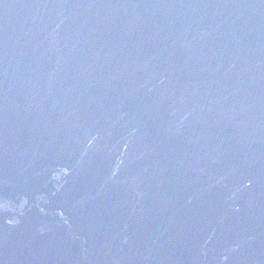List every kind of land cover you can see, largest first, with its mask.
<instances>
[{
  "label": "water",
  "instance_id": "1",
  "mask_svg": "<svg viewBox=\"0 0 264 264\" xmlns=\"http://www.w3.org/2000/svg\"><path fill=\"white\" fill-rule=\"evenodd\" d=\"M0 264H264V0H0Z\"/></svg>",
  "mask_w": 264,
  "mask_h": 264
}]
</instances>
